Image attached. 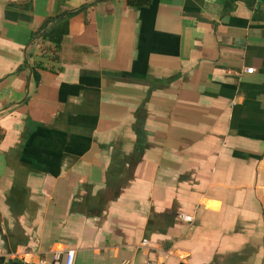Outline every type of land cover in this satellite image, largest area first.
I'll return each mask as SVG.
<instances>
[{
  "label": "crops",
  "instance_id": "1",
  "mask_svg": "<svg viewBox=\"0 0 264 264\" xmlns=\"http://www.w3.org/2000/svg\"><path fill=\"white\" fill-rule=\"evenodd\" d=\"M68 249L264 264V0H0V264Z\"/></svg>",
  "mask_w": 264,
  "mask_h": 264
},
{
  "label": "built area",
  "instance_id": "2",
  "mask_svg": "<svg viewBox=\"0 0 264 264\" xmlns=\"http://www.w3.org/2000/svg\"><path fill=\"white\" fill-rule=\"evenodd\" d=\"M253 68H247V72H252ZM183 218H185L188 221L192 220V216L190 215H183ZM141 246H147L148 241L146 239H142L140 242ZM73 258H74V252L72 249L68 250H57L52 254V259L50 261V264H73ZM112 264H125V263H112ZM143 264H160L157 258H147L144 260Z\"/></svg>",
  "mask_w": 264,
  "mask_h": 264
},
{
  "label": "trees",
  "instance_id": "3",
  "mask_svg": "<svg viewBox=\"0 0 264 264\" xmlns=\"http://www.w3.org/2000/svg\"><path fill=\"white\" fill-rule=\"evenodd\" d=\"M151 0H127L128 5L133 7H141L147 5Z\"/></svg>",
  "mask_w": 264,
  "mask_h": 264
}]
</instances>
